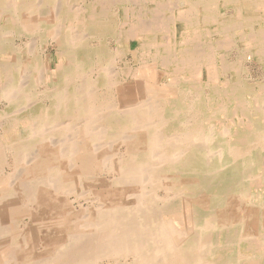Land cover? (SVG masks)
I'll return each mask as SVG.
<instances>
[{"label": "bare ground", "instance_id": "bare-ground-1", "mask_svg": "<svg viewBox=\"0 0 264 264\" xmlns=\"http://www.w3.org/2000/svg\"><path fill=\"white\" fill-rule=\"evenodd\" d=\"M261 72L264 0H0V264H264Z\"/></svg>", "mask_w": 264, "mask_h": 264}, {"label": "rangeland", "instance_id": "rangeland-1", "mask_svg": "<svg viewBox=\"0 0 264 264\" xmlns=\"http://www.w3.org/2000/svg\"><path fill=\"white\" fill-rule=\"evenodd\" d=\"M248 7H244L243 8V10H244V13L246 14V15H251V14H253L252 12H251V10H249V9H247ZM250 12V13H249ZM20 39V40H19ZM25 40V37H21V38H18L17 40H16V43H20V41H24ZM137 44H135V46H136ZM55 46L54 45H50V46H48L46 49H45V51H46V53H51V54H53L54 55V53H55ZM134 49V48H133ZM127 50V51H126ZM125 53H126V57H123L122 56V54L119 56V58H118V64H119V62H120V64H122L123 62H124V60H128L129 62H132L131 61V59H133L134 60V58H133V56H134V50H132L131 52H128V45H126L125 44ZM124 53V54H125ZM129 54H131V55H129ZM116 58V59H117ZM121 58H124V60L122 61L121 60ZM130 58V59H129ZM121 60V61H120ZM118 64H116V66L118 65ZM134 65L133 66H136L135 65V62L133 63ZM134 68H136V67H134ZM258 77H260L261 78V80H264V76H263V74H262V72L260 73V75L258 76ZM129 86H137V88H138V90H139V93L140 94H142L143 93V86H144V83L142 82V81H136V80H130V82L126 85V87H129ZM43 88V87H42ZM44 88H45V86H44ZM137 101V98H136V96H131L130 98H129V100H128V102H130V103H135Z\"/></svg>", "mask_w": 264, "mask_h": 264}]
</instances>
